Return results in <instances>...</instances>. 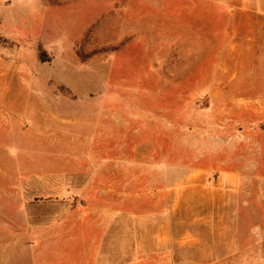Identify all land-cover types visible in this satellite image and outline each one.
<instances>
[{
    "label": "rangeland",
    "instance_id": "obj_1",
    "mask_svg": "<svg viewBox=\"0 0 264 264\" xmlns=\"http://www.w3.org/2000/svg\"><path fill=\"white\" fill-rule=\"evenodd\" d=\"M262 166L264 0H0V264H264Z\"/></svg>",
    "mask_w": 264,
    "mask_h": 264
},
{
    "label": "crops",
    "instance_id": "obj_2",
    "mask_svg": "<svg viewBox=\"0 0 264 264\" xmlns=\"http://www.w3.org/2000/svg\"><path fill=\"white\" fill-rule=\"evenodd\" d=\"M262 167H264V166H262ZM262 169V173L261 174H264V168H261ZM257 170H258V168H257ZM256 174V173H255ZM236 179V178H235ZM255 180L254 181H256V182H264V176H258L257 174H256V176H255V178H254ZM236 181V180H235Z\"/></svg>",
    "mask_w": 264,
    "mask_h": 264
}]
</instances>
